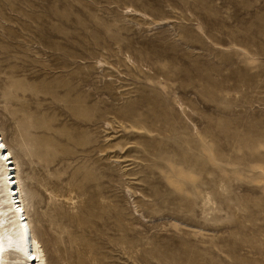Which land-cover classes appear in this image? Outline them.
Returning <instances> with one entry per match:
<instances>
[{
  "label": "rangeland",
  "instance_id": "374dc122",
  "mask_svg": "<svg viewBox=\"0 0 264 264\" xmlns=\"http://www.w3.org/2000/svg\"><path fill=\"white\" fill-rule=\"evenodd\" d=\"M0 133L47 264H264V0H0Z\"/></svg>",
  "mask_w": 264,
  "mask_h": 264
},
{
  "label": "bare ground",
  "instance_id": "6f19581e",
  "mask_svg": "<svg viewBox=\"0 0 264 264\" xmlns=\"http://www.w3.org/2000/svg\"><path fill=\"white\" fill-rule=\"evenodd\" d=\"M12 169V170H11ZM16 252H12V251ZM0 264H47L33 231L18 174V161L0 133Z\"/></svg>",
  "mask_w": 264,
  "mask_h": 264
},
{
  "label": "built area",
  "instance_id": "2783aa9c",
  "mask_svg": "<svg viewBox=\"0 0 264 264\" xmlns=\"http://www.w3.org/2000/svg\"><path fill=\"white\" fill-rule=\"evenodd\" d=\"M12 170V169H11Z\"/></svg>",
  "mask_w": 264,
  "mask_h": 264
}]
</instances>
